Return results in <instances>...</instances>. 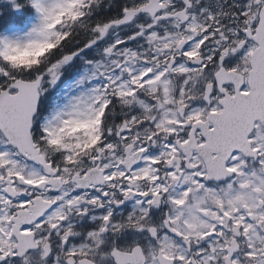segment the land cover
I'll use <instances>...</instances> for the list:
<instances>
[{
    "label": "snow or ice",
    "instance_id": "1",
    "mask_svg": "<svg viewBox=\"0 0 264 264\" xmlns=\"http://www.w3.org/2000/svg\"><path fill=\"white\" fill-rule=\"evenodd\" d=\"M0 264H264V0H0Z\"/></svg>",
    "mask_w": 264,
    "mask_h": 264
}]
</instances>
